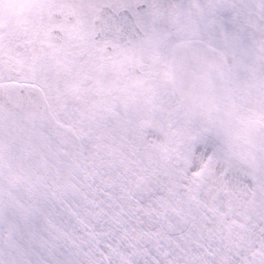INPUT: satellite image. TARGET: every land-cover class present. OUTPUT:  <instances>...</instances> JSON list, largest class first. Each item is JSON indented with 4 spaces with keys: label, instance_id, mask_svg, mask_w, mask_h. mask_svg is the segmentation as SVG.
<instances>
[{
    "label": "snow or ice",
    "instance_id": "obj_1",
    "mask_svg": "<svg viewBox=\"0 0 264 264\" xmlns=\"http://www.w3.org/2000/svg\"><path fill=\"white\" fill-rule=\"evenodd\" d=\"M0 264H264V0H0Z\"/></svg>",
    "mask_w": 264,
    "mask_h": 264
}]
</instances>
